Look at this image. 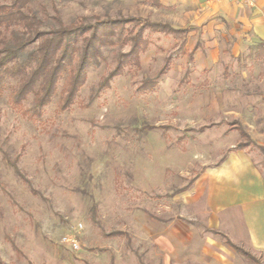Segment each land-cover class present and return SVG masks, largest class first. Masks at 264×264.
Wrapping results in <instances>:
<instances>
[{
  "label": "rangeland",
  "instance_id": "rangeland-1",
  "mask_svg": "<svg viewBox=\"0 0 264 264\" xmlns=\"http://www.w3.org/2000/svg\"><path fill=\"white\" fill-rule=\"evenodd\" d=\"M206 6L200 0L26 5L44 30L59 21L130 16L189 31L175 36L145 30L139 65H124L99 87L115 65L114 54L129 48L120 41L104 46L71 103L58 106L62 77L37 117L10 106L16 80H8L0 94V258L6 264H110L111 258L114 264H255L208 230L193 183L176 192L240 139L234 121L264 145V43L263 50L249 46L237 54L231 40L218 52L205 49ZM165 57L169 68L158 74ZM145 80L155 84L141 86ZM32 104L28 94L22 105ZM206 124L213 125L196 130ZM247 152L264 174V151ZM73 233L77 249L61 241ZM249 251L264 264L260 253Z\"/></svg>",
  "mask_w": 264,
  "mask_h": 264
},
{
  "label": "trees",
  "instance_id": "trees-1",
  "mask_svg": "<svg viewBox=\"0 0 264 264\" xmlns=\"http://www.w3.org/2000/svg\"><path fill=\"white\" fill-rule=\"evenodd\" d=\"M31 1L0 0V94L6 88L9 79L16 80L8 95L10 106L30 118L39 116L44 106L50 103L57 83L62 77L64 94L59 97L58 106L65 109L84 83L85 70L100 63L104 46L120 41L122 44L128 43L129 48L114 54L115 65L100 79L99 87L107 86L111 78L121 74L124 65H139V54L146 49L148 43L144 37L145 30L175 36H186L189 31L186 27H173L167 22L130 16L106 18L77 25L63 24L59 21L57 27L44 30L40 28L42 21L37 14L26 8ZM127 23L132 25L124 34ZM262 45L263 42H260L249 48L258 51ZM199 46L197 40L192 49ZM168 62L169 57H165L158 74L168 70ZM154 84L155 81L145 80L141 86L152 87ZM28 94H32L33 104L25 108L22 101ZM233 124L240 139L227 152L249 147H257L264 151V146L256 143L240 122L234 121ZM212 125H202L196 130L203 131ZM224 158L225 155L220 161ZM195 178L196 176L189 179L186 185L178 188L176 192L186 190ZM208 230L223 235L225 243L246 260L261 264L249 250L233 242L217 229ZM0 264L6 263L0 258ZM110 264H114L112 258Z\"/></svg>",
  "mask_w": 264,
  "mask_h": 264
},
{
  "label": "crops",
  "instance_id": "crops-1",
  "mask_svg": "<svg viewBox=\"0 0 264 264\" xmlns=\"http://www.w3.org/2000/svg\"><path fill=\"white\" fill-rule=\"evenodd\" d=\"M200 1L207 4L208 19L201 27L205 49L215 47L218 52L231 40L237 54L264 43V0ZM192 193L202 201L208 229H217L264 258V174L247 148L229 151L222 161L205 167L193 181Z\"/></svg>",
  "mask_w": 264,
  "mask_h": 264
},
{
  "label": "built area",
  "instance_id": "built-area-1",
  "mask_svg": "<svg viewBox=\"0 0 264 264\" xmlns=\"http://www.w3.org/2000/svg\"><path fill=\"white\" fill-rule=\"evenodd\" d=\"M205 2H209V1H215V0H202ZM248 4H252L251 0H245ZM76 228L80 229L82 228V224L78 223ZM61 241L67 243L70 247L77 249L79 247L78 241L76 239L75 234H64L61 237Z\"/></svg>",
  "mask_w": 264,
  "mask_h": 264
}]
</instances>
